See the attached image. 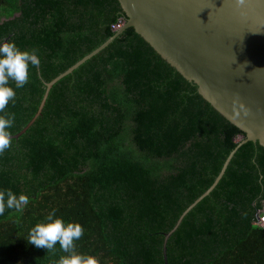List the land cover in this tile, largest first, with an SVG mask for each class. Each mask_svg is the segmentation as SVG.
Instances as JSON below:
<instances>
[{
  "label": "trees",
  "instance_id": "trees-1",
  "mask_svg": "<svg viewBox=\"0 0 264 264\" xmlns=\"http://www.w3.org/2000/svg\"><path fill=\"white\" fill-rule=\"evenodd\" d=\"M127 20L119 0H0V41L36 51L5 113L33 119L46 83ZM11 86L15 87L14 83ZM3 114V113H0ZM242 131L133 27L51 89L42 115L0 154V191L25 194L0 216V264H56L27 242L55 210L84 229L76 251L99 264H264V146L249 141L213 192Z\"/></svg>",
  "mask_w": 264,
  "mask_h": 264
},
{
  "label": "water",
  "instance_id": "water-1",
  "mask_svg": "<svg viewBox=\"0 0 264 264\" xmlns=\"http://www.w3.org/2000/svg\"><path fill=\"white\" fill-rule=\"evenodd\" d=\"M119 1L127 15L126 23L100 47L46 83L39 110L12 139L20 138L42 115L57 82L133 27L163 59L194 82L218 112L245 132L214 183L166 233V254L168 239L190 210L213 192L237 150L249 141L264 146V0Z\"/></svg>",
  "mask_w": 264,
  "mask_h": 264
},
{
  "label": "clouds",
  "instance_id": "clouds-1",
  "mask_svg": "<svg viewBox=\"0 0 264 264\" xmlns=\"http://www.w3.org/2000/svg\"><path fill=\"white\" fill-rule=\"evenodd\" d=\"M30 65L34 68L39 66L35 50L21 51L12 42L0 41V113H3L0 114V154L10 147L12 139L10 129L14 117L5 113L6 106L10 101H15V89L24 87L28 82ZM12 83L15 87L11 86ZM28 203L29 197L25 194L17 196L11 190L0 191V216L4 215L6 208L22 212ZM83 232L81 224L66 223L53 210L31 228L26 240L47 252L52 251L58 243L65 255L60 256L56 264H99L95 256L76 251L74 242L82 237Z\"/></svg>",
  "mask_w": 264,
  "mask_h": 264
},
{
  "label": "built area",
  "instance_id": "built-area-1",
  "mask_svg": "<svg viewBox=\"0 0 264 264\" xmlns=\"http://www.w3.org/2000/svg\"><path fill=\"white\" fill-rule=\"evenodd\" d=\"M126 23V21H124L123 19H121L117 24H115L113 26V29L114 30H118L120 29L124 24ZM264 218V217H263Z\"/></svg>",
  "mask_w": 264,
  "mask_h": 264
},
{
  "label": "rangeland",
  "instance_id": "rangeland-1",
  "mask_svg": "<svg viewBox=\"0 0 264 264\" xmlns=\"http://www.w3.org/2000/svg\"><path fill=\"white\" fill-rule=\"evenodd\" d=\"M242 137H243V136H239V137L237 138V140H238V141L241 140ZM259 223H260L262 226H264V219H261V217H260V221H259Z\"/></svg>",
  "mask_w": 264,
  "mask_h": 264
}]
</instances>
